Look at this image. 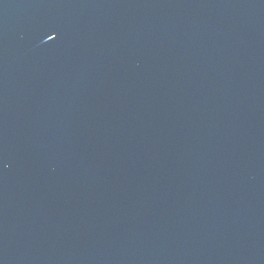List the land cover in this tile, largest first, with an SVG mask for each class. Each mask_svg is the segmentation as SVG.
<instances>
[{"label": "water", "instance_id": "1", "mask_svg": "<svg viewBox=\"0 0 264 264\" xmlns=\"http://www.w3.org/2000/svg\"><path fill=\"white\" fill-rule=\"evenodd\" d=\"M0 264H264V0H0Z\"/></svg>", "mask_w": 264, "mask_h": 264}]
</instances>
